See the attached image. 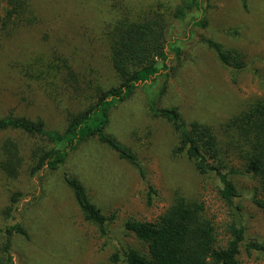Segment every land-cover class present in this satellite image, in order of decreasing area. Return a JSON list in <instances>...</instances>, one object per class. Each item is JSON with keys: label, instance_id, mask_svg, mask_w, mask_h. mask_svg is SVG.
I'll use <instances>...</instances> for the list:
<instances>
[{"label": "trees", "instance_id": "obj_1", "mask_svg": "<svg viewBox=\"0 0 264 264\" xmlns=\"http://www.w3.org/2000/svg\"><path fill=\"white\" fill-rule=\"evenodd\" d=\"M107 1H86L95 6L104 2L102 11L108 14L96 26L97 37L89 36L83 45L89 47L92 39L102 44L113 82L104 85L91 77L84 61L58 47L32 52L22 60L9 57L2 63L5 75L23 81L28 101L41 96L60 105L68 99L81 107L66 111L61 128L50 126L39 115L0 114V132L5 133L0 140V177L7 183L5 204L0 208V264H13L18 241L37 245L51 242L46 236L50 230L45 225L48 215L44 202L52 189L67 190L83 220L107 235L114 214L104 213L92 200L80 173L72 169V157L83 145L97 148L83 167H95L92 177L103 191L110 187V174L119 178V187L123 184L121 172H112L102 158L98 164L93 159L109 153L136 172L146 186V204L153 202L157 190L147 178L137 147L142 143L138 142L142 141L141 133L145 145H152L154 127L135 123L127 134L128 141L110 129L117 105L137 94L142 98L145 117L168 127L172 157L191 165L201 177L212 176L219 185V196L232 204L238 192L230 174L237 170L228 166L225 156L233 154L243 172L257 180L252 202L264 209V93L220 122L218 130L205 121L185 119L177 105L163 102L169 74L181 61L182 47L177 43L181 40L171 35L172 21L190 27V36L203 29L207 24L204 15L190 17L203 8V0H176L166 12L132 0ZM39 20L34 0H0V57L11 38ZM199 40L224 67H245L242 50L226 47L211 36ZM25 180L29 192L18 186ZM25 197L29 199L19 211L18 203ZM123 227L141 246L116 247L109 256L112 264H240L242 246L247 251L264 252V241L245 239L244 227L233 219L224 225V241L220 243V232L203 201L181 185L173 188L169 205L155 219L126 218ZM18 252L27 264L24 252Z\"/></svg>", "mask_w": 264, "mask_h": 264}, {"label": "rangeland", "instance_id": "obj_2", "mask_svg": "<svg viewBox=\"0 0 264 264\" xmlns=\"http://www.w3.org/2000/svg\"><path fill=\"white\" fill-rule=\"evenodd\" d=\"M86 1L90 0H34L40 15L39 22L21 29L6 43L0 57V114L13 111L30 117L39 115L50 126L61 128L66 111L81 107L74 100L68 99L60 105L46 101L41 96L33 102L28 101L23 81L17 76L3 73L2 63L9 57L22 60L32 52L58 47L84 61L90 69L91 77L98 78L104 85L113 82V72L102 44L92 39L89 47L83 45L89 41V36L97 37L96 26L101 24L108 13L102 11L104 2L95 6ZM132 1L143 6L152 5L159 12L168 11L176 2ZM203 15L207 20L206 26L193 31L192 36L189 34L190 27L172 21L171 35L181 40L177 42L182 47L181 61L169 74L168 92L163 102L177 105L185 119H199L218 130L220 122L264 93V0H203V8L193 11L190 17ZM202 36H211L226 47L242 50L245 54V67L234 70L221 65L213 51L199 40ZM171 55L173 60L174 55ZM117 106L112 114L110 129L122 139L128 141L127 134L131 133L135 123L143 127H154L152 145H145L146 139L141 133L142 141L139 139L138 142L142 143L137 147L147 178L157 190L153 202L146 204V186L136 172L109 153L98 154L93 159L98 164V159L102 158L112 172H121L123 184L119 187V178L110 174V187L103 191L93 178L95 167H83L86 159L97 148L83 145L72 157V169L80 173L92 200L104 213L114 214V220L108 224L107 235H101L93 225L83 220L67 190L52 189L48 191L44 202L48 215L45 225L50 230L46 236L51 242L37 245L18 241L15 244L13 264H26L18 251L24 252L27 264H112L109 256L116 247L141 246L124 229V220L155 219L167 208L172 190L178 185L203 201L207 214L220 232V243L224 241L223 227L232 219L244 227L245 239L264 241V209L252 202L258 182L243 172L236 156H225L228 166L237 170L230 174V179L238 196L232 204H228L219 196V185L212 176L201 177L191 165L171 156L169 143L172 137L168 127L161 121L145 117L139 94ZM4 135V132H0V140ZM18 186L24 192H29L26 180ZM6 187L7 183L0 177V208L5 204ZM28 199L25 197L18 203L19 211ZM238 259L240 264H264V252L247 251L242 246Z\"/></svg>", "mask_w": 264, "mask_h": 264}]
</instances>
